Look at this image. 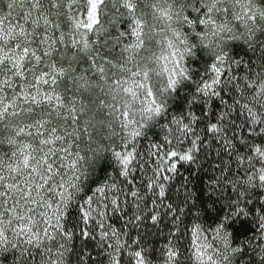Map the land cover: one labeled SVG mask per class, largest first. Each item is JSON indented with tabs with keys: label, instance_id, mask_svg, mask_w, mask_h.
<instances>
[{
	"label": "snow or ice",
	"instance_id": "snow-or-ice-1",
	"mask_svg": "<svg viewBox=\"0 0 264 264\" xmlns=\"http://www.w3.org/2000/svg\"><path fill=\"white\" fill-rule=\"evenodd\" d=\"M0 264H264V0H0Z\"/></svg>",
	"mask_w": 264,
	"mask_h": 264
},
{
	"label": "trees",
	"instance_id": "trees-1",
	"mask_svg": "<svg viewBox=\"0 0 264 264\" xmlns=\"http://www.w3.org/2000/svg\"><path fill=\"white\" fill-rule=\"evenodd\" d=\"M181 168L182 169H189V168H191L193 170V181H191V182H196L195 181V166L194 165H190L188 163L182 162L181 163ZM182 177H183V172H181L180 174H178V176H177V182H182Z\"/></svg>",
	"mask_w": 264,
	"mask_h": 264
}]
</instances>
